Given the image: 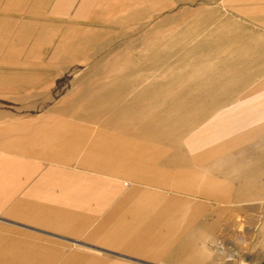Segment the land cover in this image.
Wrapping results in <instances>:
<instances>
[{
	"label": "crops",
	"instance_id": "obj_1",
	"mask_svg": "<svg viewBox=\"0 0 264 264\" xmlns=\"http://www.w3.org/2000/svg\"><path fill=\"white\" fill-rule=\"evenodd\" d=\"M223 3L264 35V0ZM250 51L237 90L179 95L195 124L165 125L173 147L55 112L0 119V264H264V42ZM173 96H152L162 118Z\"/></svg>",
	"mask_w": 264,
	"mask_h": 264
},
{
	"label": "rangeland",
	"instance_id": "obj_2",
	"mask_svg": "<svg viewBox=\"0 0 264 264\" xmlns=\"http://www.w3.org/2000/svg\"><path fill=\"white\" fill-rule=\"evenodd\" d=\"M255 26L223 0H0V119L55 112L173 147L165 125L195 124L180 94L251 79Z\"/></svg>",
	"mask_w": 264,
	"mask_h": 264
},
{
	"label": "clouds",
	"instance_id": "obj_3",
	"mask_svg": "<svg viewBox=\"0 0 264 264\" xmlns=\"http://www.w3.org/2000/svg\"><path fill=\"white\" fill-rule=\"evenodd\" d=\"M209 255H211V252L209 251V253H208Z\"/></svg>",
	"mask_w": 264,
	"mask_h": 264
}]
</instances>
